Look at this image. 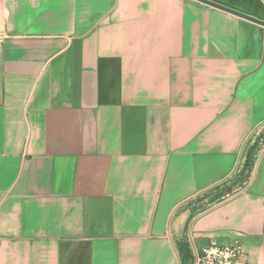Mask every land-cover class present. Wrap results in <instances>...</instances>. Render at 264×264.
Returning <instances> with one entry per match:
<instances>
[{
  "label": "crops",
  "instance_id": "1",
  "mask_svg": "<svg viewBox=\"0 0 264 264\" xmlns=\"http://www.w3.org/2000/svg\"><path fill=\"white\" fill-rule=\"evenodd\" d=\"M208 1L264 22V0ZM263 130L257 24L194 0H0V264H196L211 240L264 264V148L223 192Z\"/></svg>",
  "mask_w": 264,
  "mask_h": 264
},
{
  "label": "built area",
  "instance_id": "2",
  "mask_svg": "<svg viewBox=\"0 0 264 264\" xmlns=\"http://www.w3.org/2000/svg\"><path fill=\"white\" fill-rule=\"evenodd\" d=\"M196 264H249L242 245L235 241L230 245H219L215 240L194 250Z\"/></svg>",
  "mask_w": 264,
  "mask_h": 264
},
{
  "label": "rangeland",
  "instance_id": "3",
  "mask_svg": "<svg viewBox=\"0 0 264 264\" xmlns=\"http://www.w3.org/2000/svg\"><path fill=\"white\" fill-rule=\"evenodd\" d=\"M263 148H264V130L262 132V137L256 142L254 147L250 148V151L248 152V161H249L248 164H244L243 167L240 169V171L232 177L233 182L232 183L230 182V185L228 186L227 190L223 192L230 193L232 190H240L248 184L253 158H254L253 155H258V153ZM251 153L253 155H250ZM249 155L252 156L250 160H249ZM209 196L210 195L208 194L201 198L200 202L203 200L200 206L201 209L205 208L206 206H209L212 202H214L215 199H211ZM186 253L189 256L191 255L189 248L186 249Z\"/></svg>",
  "mask_w": 264,
  "mask_h": 264
},
{
  "label": "water",
  "instance_id": "4",
  "mask_svg": "<svg viewBox=\"0 0 264 264\" xmlns=\"http://www.w3.org/2000/svg\"><path fill=\"white\" fill-rule=\"evenodd\" d=\"M194 1H197L199 3L205 4L207 6H210L212 8L218 9L220 11L226 12L228 14L234 15L236 17L242 18L244 20H247V21H249L251 23L257 24V25H259V26L264 28V22L263 21H260L258 19L253 18V17L244 15V14H242L240 12H237V11H234L232 9L226 8V7H224L222 5H219L217 3H214V2H211V1H208V0H194Z\"/></svg>",
  "mask_w": 264,
  "mask_h": 264
},
{
  "label": "trees",
  "instance_id": "5",
  "mask_svg": "<svg viewBox=\"0 0 264 264\" xmlns=\"http://www.w3.org/2000/svg\"><path fill=\"white\" fill-rule=\"evenodd\" d=\"M248 162H249V161H248V159H247V161H246V163H245V164H248Z\"/></svg>",
  "mask_w": 264,
  "mask_h": 264
}]
</instances>
